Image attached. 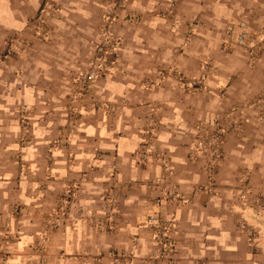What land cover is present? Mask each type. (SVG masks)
<instances>
[{"label": "rangeland", "instance_id": "obj_1", "mask_svg": "<svg viewBox=\"0 0 264 264\" xmlns=\"http://www.w3.org/2000/svg\"><path fill=\"white\" fill-rule=\"evenodd\" d=\"M185 1L43 0L24 29L6 36L0 32V90L5 89L2 85L7 82L5 92H14V77L26 79L37 45H62L64 52L56 50L50 54L56 66L55 72L49 74L50 87L57 92L60 86L67 92L58 104L47 103L46 112H39L36 106L20 104L17 107L16 147L9 152L4 150L3 154L18 162L16 167L21 172L32 169L26 163L29 155L40 162L44 158V173L51 175L36 180L38 194L31 197L37 206L35 210L30 211L21 200L7 212H0L3 237L0 264L13 257L11 248L27 243L21 237L34 236L37 238L29 240L26 246H19L20 250L27 248L24 256L33 257L28 260L24 257L23 264H53L55 259L89 263L91 256L103 264V248L95 254L91 249L95 247L88 246L85 253L63 251L59 255L52 253L50 239L59 229L72 227L79 221L95 229L100 238H112L118 232L122 191L125 184L133 186L138 182L127 181L118 154L107 155L99 147V136L90 135L89 125L105 120L92 117L90 111L95 109L111 115L108 118L111 129L123 130L127 118L122 113L129 107L145 110L147 117L142 141L134 151L135 159L144 167L158 165L162 172L143 183L149 190L158 192L153 198L156 211L145 216L138 226L144 232L141 250L137 249L138 241L133 240L132 253L127 257L132 255L141 264H177V225L166 212L175 205H186L189 199L180 192V181L178 184L174 181V159L159 143V114L163 107L159 100L148 97L156 89L167 87L179 92L182 100L186 95L197 94L199 102L212 105L214 95L219 98L220 102L215 103L217 109L198 118L188 133L190 140L185 145L188 157L185 154L183 158L192 165L190 173L198 182L193 186V200L200 203L203 196L224 207L222 215L233 225L224 228L228 245L219 254L226 264H264V177L253 179L247 172L249 168L244 167L248 174L240 181L220 182L223 161L227 155H233L234 147L246 143V149L251 151L254 141L251 137L257 135L252 128L256 127L264 138V67L261 66L264 22L233 20L223 28L214 29L220 43L213 45L211 51L196 52V63H193L188 58H193L194 49L207 48V43L200 35L203 22L186 19ZM244 32L247 43L241 45L237 40ZM170 57L178 59L190 72L168 65ZM39 75L42 77V72ZM104 81L125 85L124 96L113 100L100 95ZM38 82L41 84L42 80ZM202 94L210 96L209 102ZM57 107H61V114ZM46 123L53 125L54 133H49L42 143L34 130ZM4 137L8 139L5 132ZM107 157L109 166L103 164ZM0 158L5 159L1 155ZM57 160L65 163L62 178L53 175ZM235 166H229L228 172H234ZM43 167V164L35 166V171L42 175ZM182 167L180 171L184 173ZM237 167V171H244L241 166ZM94 173L99 175L97 179ZM178 178L183 180L180 175ZM85 190L93 191V196ZM34 215L39 228L29 236L25 224ZM152 218H155L154 224L150 222ZM134 235L140 237L139 232ZM100 241L98 246H105ZM111 250L118 260L126 257L115 247Z\"/></svg>", "mask_w": 264, "mask_h": 264}, {"label": "crops", "instance_id": "obj_2", "mask_svg": "<svg viewBox=\"0 0 264 264\" xmlns=\"http://www.w3.org/2000/svg\"><path fill=\"white\" fill-rule=\"evenodd\" d=\"M43 0H0V32L6 36L12 34L15 31H19L25 28L26 21L34 16L36 11L41 5ZM188 12L186 19L190 21L200 20L203 22L201 29V36L206 41L207 48L198 46V49H194L195 53L193 58L188 60L196 63L195 54L198 52L203 53V50L212 49L213 45L219 44L220 41L216 38L213 30L225 27L229 22L233 20H251L252 24H262L264 18V0H186L183 5ZM62 45L56 47L54 45H37L36 55L31 59V65L27 69L26 79L16 76L13 81V89L11 93L5 92V89L0 90V155L5 157L2 161L0 158V212H7L9 208L18 201H23L27 205L30 211L35 210V203L33 202L32 196H37L38 190L37 179L40 177L47 178L50 173H44L46 160L43 158L36 159L33 156L26 158V163L32 166V169L26 172H21L16 164L9 156L3 154L4 150L9 152V149H15V138L19 135V129L17 126V107L20 104L37 107L36 110L46 112L49 110L47 103L58 104L61 99L66 98L67 92L60 86L56 90L51 89L49 74L53 71L56 66H53L50 54L56 50L63 51ZM197 52V53H196ZM199 54V53H198ZM170 57L167 62L168 65H175L186 69L190 72L182 62L178 59ZM261 66L264 67V54L261 60ZM42 72V77L39 73ZM49 77V78H48ZM42 80L40 84L38 81ZM112 81H104L99 89L100 95L106 99H116L124 96L126 92L125 85H115ZM170 85V84H169ZM168 85V86H169ZM213 85L216 87L217 82ZM202 94L203 98H206L209 102V97ZM210 95V94H209ZM182 100L180 93H175L171 87L156 89L153 94L148 97L156 99L161 105L160 110V130H159V143L163 150H165L169 156L174 159L172 162L173 166V177L175 183L181 184L182 194L189 199V203L184 206H173L166 214L169 219L175 221L177 225L176 236L178 238V250L179 255L177 256V264H226L223 256L219 255L221 250L226 248L228 244L225 243V239L228 238V234L224 231L226 226H231L230 220L222 215L225 213L224 207L219 205L216 206L206 198L200 199V203H194L195 190L193 186L196 185L197 178L192 176L190 173V162L187 158L186 142L190 140L189 131H192L194 124L198 118H203L208 113L217 109L220 102L219 98L214 95V100L211 103H204L198 101L200 95H186ZM244 97V96H242ZM192 106L194 108H192ZM35 107V108H36ZM42 109H41V108ZM59 114L62 113L61 107L55 108ZM94 109V108H92ZM145 111V110H144ZM142 109H135L133 107L125 108L122 116L127 118L126 125H123V130L111 129L109 123V114L99 112V110L90 111V115L99 116L105 118V120L97 121L96 124L91 123L89 125L90 135L99 136V147L109 154L117 153L120 160V165L123 169L124 178L131 183L138 182L137 185L129 186L125 184V188L122 191L121 201V212L122 218L118 223V232L115 236L111 237H99L98 233L94 231L92 227L88 226L85 221H79L72 227L64 226V229H59L56 233L51 236L52 253L61 252H84L88 246H94L93 253L101 251L103 248L104 258L101 260L103 264H141L138 261L135 262L132 258L133 245L132 241L137 240L139 246L138 251L141 250L142 243L144 242V232L138 227L141 222L147 217V215L156 211L153 205V198L156 196L157 191H151L143 185V183L149 178H155L160 175L162 168L158 165L142 166L139 165L134 157V151L138 148L143 138V131L147 121L145 112ZM147 111V110H146ZM147 115V114H146ZM136 122L139 124L137 125ZM51 124H42L35 127L34 133L38 140H43L48 137L49 133L53 134L54 129ZM120 131L123 135H120ZM252 131L257 133L251 137L253 141L251 151L246 149V143H243L239 147H234L233 155H227L222 164L223 177L225 181H240V178L250 173V177L256 179L257 177H264V138L260 137L257 128H252ZM3 132L6 133L8 139L3 138ZM10 134V137H8ZM43 136V137H42ZM42 137V138H41ZM260 137V138H259ZM41 138V139H40ZM233 149V148H232ZM188 157V156H187ZM234 157L233 159H230ZM182 158V159H181ZM43 164L42 175L35 171V166ZM110 165V158L103 163ZM188 164V166H187ZM182 165V166H180ZM236 165V166H235ZM55 170L53 175L58 178H62L65 175V163L63 161L55 162ZM184 166L187 168L185 169ZM229 166H235L234 172H228ZM241 166L242 170L244 167H248L249 170L239 172L238 167ZM250 166V167H249ZM182 167L183 172L180 171ZM240 169V170H241ZM179 172V173H178ZM247 173V174H248ZM98 174L94 173V179L99 177ZM178 175L183 180H179ZM258 179V178H257ZM264 180V179H263ZM204 181V179H202ZM90 193L93 196V191ZM173 195V192H170ZM86 195V194H85ZM192 198V200L190 199ZM33 206V207H32ZM98 212V211H95ZM36 215L32 221L26 222V226L29 230L28 235L32 236L37 230ZM1 227V226H0ZM66 227V231H65ZM75 229L72 231V229ZM91 228V229H89ZM139 238H135L134 234L138 233ZM218 232V235L215 233ZM34 237H21L22 242H29L34 240ZM2 232L0 229V244L2 243ZM104 241L105 246L99 247L98 244ZM216 240V242L214 241ZM27 243H21L18 246L11 248L12 256L10 260L5 264H23L25 258L31 259L29 256H24V249H19L20 245ZM26 246V245H25ZM24 246V247H25ZM115 247L121 255L126 257L114 256L111 254V248ZM27 251V248L25 249ZM234 251V250H233ZM85 253V252H84ZM137 254V253H135ZM138 255V254H137ZM25 257V258H24ZM29 257V258H28ZM33 258V257H32ZM24 259V260H23ZM26 260V261H27ZM53 264H98L99 258L95 259L91 256L89 263L87 262H74L67 263L58 259H55ZM132 260L134 262H132ZM222 260V263L221 261ZM86 261V259H85ZM95 262V263H94ZM119 262V263H118Z\"/></svg>", "mask_w": 264, "mask_h": 264}, {"label": "built area", "instance_id": "obj_3", "mask_svg": "<svg viewBox=\"0 0 264 264\" xmlns=\"http://www.w3.org/2000/svg\"><path fill=\"white\" fill-rule=\"evenodd\" d=\"M241 45H246L247 41H246V33H242L240 35V38L237 40ZM155 218H152V220L150 221L152 224L155 223Z\"/></svg>", "mask_w": 264, "mask_h": 264}]
</instances>
